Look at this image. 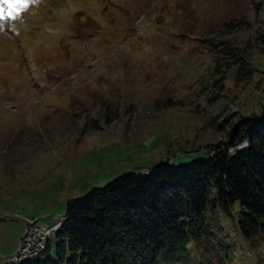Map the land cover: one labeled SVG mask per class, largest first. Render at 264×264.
<instances>
[{
  "label": "rangeland",
  "instance_id": "rangeland-1",
  "mask_svg": "<svg viewBox=\"0 0 264 264\" xmlns=\"http://www.w3.org/2000/svg\"><path fill=\"white\" fill-rule=\"evenodd\" d=\"M263 34L264 0H38L6 22L0 264L26 219L59 227L70 200L163 161L205 158L261 116ZM207 219L189 264H264L262 240L242 238L218 210ZM57 242L39 258L56 260Z\"/></svg>",
  "mask_w": 264,
  "mask_h": 264
},
{
  "label": "trees",
  "instance_id": "trees-1",
  "mask_svg": "<svg viewBox=\"0 0 264 264\" xmlns=\"http://www.w3.org/2000/svg\"><path fill=\"white\" fill-rule=\"evenodd\" d=\"M212 148L205 158L163 161L70 200L53 234L57 259L39 258L50 235L38 257L7 264H189L188 246L209 236L207 216L216 210L234 219L242 238L264 242V113L241 120Z\"/></svg>",
  "mask_w": 264,
  "mask_h": 264
},
{
  "label": "built area",
  "instance_id": "built-area-1",
  "mask_svg": "<svg viewBox=\"0 0 264 264\" xmlns=\"http://www.w3.org/2000/svg\"><path fill=\"white\" fill-rule=\"evenodd\" d=\"M56 218L51 217L53 222L52 225L45 224L41 219H26L27 228L25 229L24 236L20 240V244L16 254L10 258V262H13V259L16 255L25 253V252H34L40 248V240L44 235H52L54 232V222Z\"/></svg>",
  "mask_w": 264,
  "mask_h": 264
},
{
  "label": "snow or ice",
  "instance_id": "snow-or-ice-1",
  "mask_svg": "<svg viewBox=\"0 0 264 264\" xmlns=\"http://www.w3.org/2000/svg\"><path fill=\"white\" fill-rule=\"evenodd\" d=\"M38 0H0V32L6 27V22H17L30 6Z\"/></svg>",
  "mask_w": 264,
  "mask_h": 264
},
{
  "label": "bare ground",
  "instance_id": "bare-ground-1",
  "mask_svg": "<svg viewBox=\"0 0 264 264\" xmlns=\"http://www.w3.org/2000/svg\"><path fill=\"white\" fill-rule=\"evenodd\" d=\"M63 221H64V219H63ZM58 222H59V219H57V220L54 222V225H56ZM62 223H63V222H62ZM61 225H62V224H61ZM61 225H60V226H61ZM60 226H59V227L54 226V229H55V230H54L53 234L56 232L57 229L60 228ZM53 234H52V235H53ZM46 236L48 237V236H50V235H44V236L42 237V239L40 240V248H38V249L35 250L34 252H25V253H22V254L16 255L15 258L13 259V262H12V263H18L19 261L27 260V259H29V258L36 257L38 254H40L41 251H43L44 240H45Z\"/></svg>",
  "mask_w": 264,
  "mask_h": 264
}]
</instances>
